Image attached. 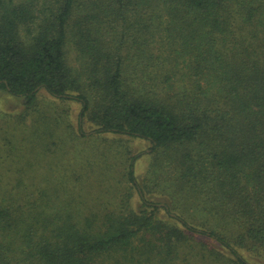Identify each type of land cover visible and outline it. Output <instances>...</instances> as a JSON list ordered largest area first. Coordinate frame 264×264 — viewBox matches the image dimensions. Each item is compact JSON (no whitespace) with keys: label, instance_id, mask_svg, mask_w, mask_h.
<instances>
[{"label":"trees","instance_id":"1","mask_svg":"<svg viewBox=\"0 0 264 264\" xmlns=\"http://www.w3.org/2000/svg\"><path fill=\"white\" fill-rule=\"evenodd\" d=\"M0 89L35 127L25 144L0 136V264L264 256V0H0ZM41 90L79 104L75 140L85 120L91 136L148 141L171 206L147 202L128 149L119 182L95 174L83 194L85 162L55 170L64 111L40 112Z\"/></svg>","mask_w":264,"mask_h":264},{"label":"rangeland","instance_id":"2","mask_svg":"<svg viewBox=\"0 0 264 264\" xmlns=\"http://www.w3.org/2000/svg\"><path fill=\"white\" fill-rule=\"evenodd\" d=\"M70 62L77 64L76 51L71 49L70 51ZM38 110L46 111L48 114H59L61 111L64 117L62 121L59 134L60 140L57 147V152L54 157H56V164L58 166L57 171H61V174H68L74 172H80L79 162L88 165L86 168H81L82 171L90 176L86 181L84 178L82 181H75L77 189L83 194L84 187L92 182L98 174L101 177V181L104 185H112L114 182H119L120 174L124 170V162L126 160V149H128V155L136 156L135 161V176L140 188L152 187V189L146 193L145 198L147 202L166 205L169 208L172 202L173 188L166 186L169 185L168 175L173 172L169 171L170 168L161 167L159 174L160 179L158 188L155 189L157 183V176H154L150 172V166L152 161V156L150 155L151 144L148 141L122 136L114 134H94L90 135L91 127L89 123L85 122L83 124V132L86 136L78 137L75 140V136L70 132L71 130L77 131V125H79L80 118V106L75 101H61L50 96L44 90H41L38 95ZM26 114V109L22 104V100L19 97L13 96L9 92L0 89V136L8 135L13 137L14 141L19 139H24L22 143L25 144V140L30 139L35 135V127L31 119L26 118L23 122V117ZM22 122V123H21ZM69 125V129H66V125ZM28 143V141H26ZM79 155L81 156L79 158ZM125 157V158H124ZM79 158V159H78ZM158 169V168H156ZM159 170V169H158ZM163 176L166 178L165 182L162 180ZM98 177V178H99ZM98 180V179H97ZM84 187H82L81 183ZM68 182H66L67 184ZM124 187V186H123ZM120 188V187H118ZM154 188V189H153ZM99 186L93 185L92 194L97 196L99 194ZM87 196V194H85ZM102 203L110 202L113 198L111 193L108 195H99ZM132 204L135 209L141 205L139 196L133 193ZM184 213L188 216V213H192L193 209L190 208L188 211H183L184 209H178L170 212L171 215L177 213ZM160 215L165 217L166 212L160 211ZM219 246V245H218ZM220 247V246H219ZM241 254L253 264H264V256L261 258H255L248 252L240 250ZM181 264V263H177Z\"/></svg>","mask_w":264,"mask_h":264}]
</instances>
